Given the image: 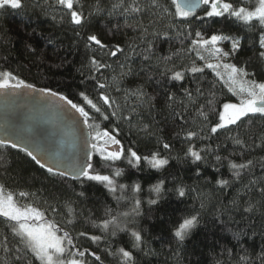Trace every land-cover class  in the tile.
Wrapping results in <instances>:
<instances>
[{
	"label": "snow or ice",
	"instance_id": "obj_1",
	"mask_svg": "<svg viewBox=\"0 0 264 264\" xmlns=\"http://www.w3.org/2000/svg\"><path fill=\"white\" fill-rule=\"evenodd\" d=\"M53 7L57 14L52 19L71 28L92 53L89 58L90 70L100 76H103L102 69L111 70L114 74L110 79L105 77L103 80L97 75L85 77L95 81L94 96L85 90L69 96L48 87L36 88L15 72L0 69V96L4 97L5 102L9 97L30 96L34 105L54 111L60 116L61 124L64 121L70 124L71 147L75 150L66 151L63 141L60 145L45 141V131L39 128L38 123L27 129L6 124L3 128L5 138L0 139V148L16 149L49 177L78 185L80 191L72 188L77 198L86 197L89 187H98L116 202L118 208L123 206V201H127L129 207L126 211L113 212L105 205L102 216L89 215L81 221L82 214L75 211V201L69 198L64 201L62 219L56 221L48 219L46 213H57V205L50 204L47 209L41 210L32 202L36 193L6 191V186L0 184V218L7 223L15 245L10 246L12 242L6 234L0 237V250L10 254L14 264H105L108 257L112 258L113 264H137V253L150 254L145 230L139 226L138 220L145 202L142 199L144 186L140 180L147 172L149 178L144 182L149 183V179L156 178V173L169 166L170 157L165 156L164 152L171 151L172 146L157 134L160 129L143 121L133 123V118L140 115L141 109L151 112L155 108L156 97L150 96L143 85L125 88L123 82L135 74L129 63L131 55L136 54L139 48L143 60H151L157 40L170 41L175 38L182 46L171 55L158 57V64L167 66L181 51L194 54V58L190 56L182 70L165 67L162 73L177 82L192 76L197 85L194 90L182 84L180 86L186 101L182 104L183 108L187 110L203 99L192 116V120L200 125L199 130L181 126V132L177 133L183 134L188 142L183 157L178 159L185 163L190 160L195 165L198 177L201 175L200 165L208 162L209 155L221 167L227 162L232 179H215L216 185L223 189L234 181H240L241 189L232 205L236 211L244 214L254 212L256 204L251 199L245 200L244 195L258 190L264 197V177L243 182L244 176L256 163L253 159H247L246 155L250 147L264 149V137L260 144L253 141L250 145L248 139L230 133L233 128L239 129L245 121L257 117L264 120V74L257 79L258 72L249 71L253 60L264 67V0H108V6L104 0H95L94 3L54 0ZM5 8L23 11L26 3L25 0H0V9ZM104 12L110 17H123L125 27L139 30V35L128 44L130 53L119 43L105 44L95 33L88 31L93 17ZM219 23L230 25L235 31L213 28L214 24ZM120 27L119 22L114 25L117 32ZM245 39H249L248 46L255 48V51L253 56L241 63L238 58L246 46ZM48 43L54 42L49 38ZM28 48L35 51L31 45ZM121 54L124 55L123 61L119 60ZM105 58H116L115 67ZM205 70H211L216 78L208 89L200 86L206 78ZM216 82L227 89L230 93L228 98L218 97ZM81 84H84V80H81ZM113 91L123 94V103L121 98L113 95ZM176 104L177 95L169 93L166 105L172 110L171 114L187 124L185 114L175 110ZM122 124L128 126L130 133L135 129L136 133L146 138L155 137L158 147L142 152L135 142L125 144L121 139ZM221 131L229 133L225 136L226 141L231 140L233 145L238 146L239 162L231 158L234 153L221 156L219 145L213 149L210 144L197 147L191 143L194 139H211ZM25 132L28 134L25 135ZM159 146H162V150ZM261 160L264 161V157ZM215 171L219 173L220 168H215ZM189 191V186L182 181L173 179L169 186L167 177L161 176L156 178L155 183H149L146 202L150 209L154 206L162 210L170 206L172 197L182 204ZM200 208H204L203 202ZM200 222L201 212L194 208L175 218L169 229L172 240L177 245L184 244ZM77 224L82 225V230H76ZM89 224L91 228L87 227ZM232 236L239 243L243 233L233 232ZM101 242L105 245L103 248H100ZM92 245H96V248L93 249ZM245 259L244 256L240 257L241 261Z\"/></svg>",
	"mask_w": 264,
	"mask_h": 264
},
{
	"label": "trees",
	"instance_id": "obj_2",
	"mask_svg": "<svg viewBox=\"0 0 264 264\" xmlns=\"http://www.w3.org/2000/svg\"><path fill=\"white\" fill-rule=\"evenodd\" d=\"M83 2L94 3L95 0H83ZM25 3L26 8L23 11L10 8L0 9V69L15 72L26 82L34 84L36 88L48 87L69 96L85 90L94 96L95 81L85 79V77L97 75L103 80L105 77L110 79L114 73L111 70L102 69L103 76H100L90 70L89 58L92 53L84 47L71 28L52 19V16L57 14V10L53 7L54 0H25ZM104 4L108 6V0H104ZM117 22L121 25L119 32L114 28ZM124 24L123 17L118 15L110 17L107 12H104L93 17L88 31L95 33L105 44L119 43L126 49V52L130 53L128 44L139 35V30L134 31L132 28L125 27ZM213 28L235 31L230 25L222 23L214 24ZM49 38L54 42L53 44L48 43ZM249 39H245L246 46L238 58L241 63L253 56L255 51V48L248 46ZM29 45L35 51H30ZM155 45V54L149 61L143 60L142 55H139V48L136 54L131 55L129 63L132 64L135 74L124 80L123 87L135 88L143 85L144 90L150 96L156 97L155 108L151 112L141 109L140 115L133 118V123L143 121L160 129L157 134L172 146L171 151L164 152L165 156L170 157L169 166H166V169L160 173H156L155 177H167L169 186L173 179L182 181L189 186L191 191L182 204L172 197L170 206H165L162 210L154 206L150 209L146 202L149 198L148 188L149 183L156 182V178L149 179V183H145V179L149 178V173L143 174L140 182L144 186L142 199L145 202L142 215L138 220L139 226L145 230L144 236L150 254L137 253V264H264V197H261L258 190L244 195L245 200L251 199L256 204V210L248 214L238 212L233 207L232 201L241 189V182L234 181L229 187L223 189L215 183V179L218 178L232 179L227 162L221 167L216 164L214 157L209 155L208 162L200 165L201 175L198 177L194 170L195 165H192L190 160L185 163L178 159L183 157L188 142L185 141L183 134L177 135V133L181 132V126L199 130L200 125L192 120V116L199 103H203V99H200L197 105L189 106L185 110L182 104L186 101L180 86L182 84L183 87L194 90L197 85L193 82L192 76H186L185 80L177 82L170 80L162 73L165 67L182 70V66L188 64L189 57L194 58V54L181 51L165 66L162 63L158 64L157 58L171 55L180 50L182 46L175 38L170 41L157 40ZM97 55L100 56V53L98 52ZM115 60L116 58H105V61L112 63L114 67ZM119 60H124L123 54L119 56ZM253 70L258 72L257 79H260V74H264V67L255 60L251 62L249 68V71ZM205 76L200 86L208 89L212 87L216 78L211 70H205ZM81 80H84V84H81ZM216 91L221 99L230 96L220 82H216ZM169 93L177 95L175 110L185 114L187 124L171 114L172 110L166 105ZM193 94L195 95L194 91ZM113 95L121 98V103H123L122 93L113 91ZM232 99L235 100L234 97ZM121 127V139L125 144L135 142L142 152L155 150L158 147L155 137L146 138L143 134L136 133L135 129L130 133L126 124H122ZM230 134L248 139L250 145L253 141L260 144L261 138L264 137V120L257 117L252 121H245L239 129L233 128ZM201 135H207V133H201ZM226 135L229 133L221 131L218 136H212L211 139H194L191 143L197 147L210 144L213 149L219 145L221 156L234 153L231 158L239 162V148L233 145L231 140L226 141ZM159 147L162 150V146ZM0 156H2L0 184L6 186V191L25 190L36 193L37 195L32 197V202L41 210L47 209L50 204L57 205V213L53 214L50 211L46 213L48 219L60 221L65 211L64 201L69 198L75 201L73 204L75 211L82 214L81 221L89 215L102 216L105 205L113 212L128 210L127 201L121 202L123 206L118 208L116 202L98 187H89L86 197L77 198L72 188L75 187L76 191H80L78 185L71 181L62 182L58 178L49 177L44 170L39 169L16 149L0 148ZM262 157H264V149L249 148L246 158L253 159L256 163L244 176V183L251 179L264 177ZM217 167L220 168L219 173L215 171ZM201 202L204 203L203 209L200 208ZM193 208L201 212V222L184 244L177 245L169 232L171 221ZM87 227L91 228V225ZM76 230H82V225L77 224ZM237 231L243 233L239 243L232 236V233ZM6 234L12 242L10 246L14 247L8 225L0 218V237ZM94 234L99 233L94 232ZM124 239L127 240V237L125 236ZM104 246L101 242L100 248ZM92 248L95 249L96 245H92ZM241 256L246 259L241 261ZM4 261H7V264H14L11 255L0 250V264H4ZM105 264H113L112 258L108 257Z\"/></svg>",
	"mask_w": 264,
	"mask_h": 264
},
{
	"label": "water",
	"instance_id": "obj_3",
	"mask_svg": "<svg viewBox=\"0 0 264 264\" xmlns=\"http://www.w3.org/2000/svg\"><path fill=\"white\" fill-rule=\"evenodd\" d=\"M16 124L25 129L38 123L41 130L45 131V141L54 142L57 145L64 142L66 151H73L71 147L72 128L67 121L60 123V116L54 111L45 109L43 106L34 105L30 96L9 97L5 102L0 96V139H4L3 128L6 124ZM28 133L25 132V135ZM19 143L20 141L17 140Z\"/></svg>",
	"mask_w": 264,
	"mask_h": 264
}]
</instances>
